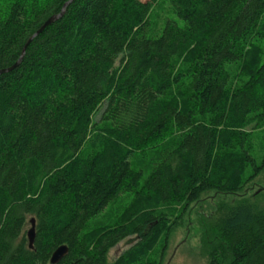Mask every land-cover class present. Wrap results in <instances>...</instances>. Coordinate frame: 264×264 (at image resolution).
Returning <instances> with one entry per match:
<instances>
[{"label": "trees", "instance_id": "obj_1", "mask_svg": "<svg viewBox=\"0 0 264 264\" xmlns=\"http://www.w3.org/2000/svg\"><path fill=\"white\" fill-rule=\"evenodd\" d=\"M65 1L0 0V69ZM261 41L264 0L69 2L0 73V264H161L214 195L203 264H264Z\"/></svg>", "mask_w": 264, "mask_h": 264}, {"label": "rangeland", "instance_id": "obj_2", "mask_svg": "<svg viewBox=\"0 0 264 264\" xmlns=\"http://www.w3.org/2000/svg\"><path fill=\"white\" fill-rule=\"evenodd\" d=\"M154 20V25L158 28L160 20L156 18H154ZM175 20L177 19L175 18ZM177 22L178 24H181V21L177 20ZM261 45L264 50V41H261ZM253 136L254 157L259 160L264 147V126L256 129ZM262 172L257 177V179H259L258 181L247 184L246 189L244 190L246 194L254 192L258 185L264 184V171ZM233 197L234 196L214 195L213 198H207L206 201H199L194 206L190 207V210H188L190 213L182 215L179 218L180 220H178L177 225L173 227L163 252L161 264H203V257L198 252L199 228L197 224V216L194 215V212H203L206 214L210 212L208 208H211L218 198L227 201ZM133 240L134 237L130 236L111 247L106 254L107 263L111 262L123 249L129 246Z\"/></svg>", "mask_w": 264, "mask_h": 264}, {"label": "water", "instance_id": "obj_3", "mask_svg": "<svg viewBox=\"0 0 264 264\" xmlns=\"http://www.w3.org/2000/svg\"><path fill=\"white\" fill-rule=\"evenodd\" d=\"M72 0H66L61 8L59 9V11L55 14H52L50 15L49 17H47L42 23L41 25L26 39L22 49H21V52H20V55L19 57L17 58V60L9 67H6V68H1L0 69V73H3V72H7V71H10L18 62L19 60L21 59V56L23 54V51L26 47V45L28 44V42L35 36L37 35L40 31L43 30V28L45 26H47L48 24L52 23L53 21H55L56 19H58L59 17H61V15L63 14L64 10H65V6L71 2ZM29 223H30V227L29 229L27 230L26 232V236H27V240H28V247H31V242H32V237H33V219L30 218L29 219ZM67 252V247L65 245H59L57 246L50 254V257H49V260H48V263L49 264H55L61 257H63Z\"/></svg>", "mask_w": 264, "mask_h": 264}]
</instances>
